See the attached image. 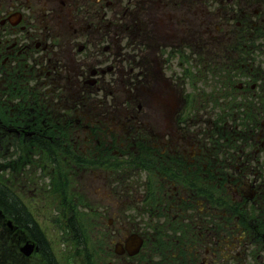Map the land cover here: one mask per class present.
<instances>
[{"label": "flooded vegetation", "instance_id": "af4514ba", "mask_svg": "<svg viewBox=\"0 0 264 264\" xmlns=\"http://www.w3.org/2000/svg\"><path fill=\"white\" fill-rule=\"evenodd\" d=\"M263 32L264 0H0V188L20 209L0 201V264H63V240L77 264H264V112L254 82L218 73L231 57L264 91L236 59ZM190 78L204 80L193 94ZM173 86L185 95L170 106ZM47 143L71 168L20 185L16 173L45 172ZM95 160L114 176L103 213L74 176ZM38 194L42 209L74 205L64 230L27 212Z\"/></svg>", "mask_w": 264, "mask_h": 264}, {"label": "rangeland", "instance_id": "374dc122", "mask_svg": "<svg viewBox=\"0 0 264 264\" xmlns=\"http://www.w3.org/2000/svg\"><path fill=\"white\" fill-rule=\"evenodd\" d=\"M154 40L155 39H153L151 41V43L154 42ZM237 58H240L242 60L241 62H248L250 64V67H252L250 70V73H253L254 75L264 74V72H262V70H264V35L257 36V37H255V39L251 38L250 40H248L246 43L245 51L243 53H238L236 56V59ZM232 63H233V65H232ZM228 66H230V67H228ZM222 71L228 72V76H234L235 77V83H237L239 81H244V80H248L249 84L251 82H254V84L257 87L254 89H251V90H254L256 94L254 96L252 95V92L249 94V96L251 98V102H252L251 108L253 109V111H257V113H259V114L264 112V109H260V105H261L260 95L263 94L264 91L260 90L258 92V90L260 88V83L257 80L242 78L240 76L243 73H246V71H247V68L244 65H242V63H240V62L236 63L233 58L228 57L227 60H224L222 62L221 67L218 68V73L220 76L222 75ZM214 74H215V72H214ZM220 76L218 78H216L215 76L212 77V76H208V74H207V77L209 78L208 80H211V81H208L209 82L208 84L214 86L213 83H217L220 80ZM190 81H191L190 89L192 91H194L197 87H200L204 82V80H200L197 78H190ZM214 87H216V86H214ZM173 90H174V93L169 95L170 106H173V104L175 103L176 94L182 95V92L179 91L178 87L173 86ZM251 90H248L247 94ZM258 93H259V97H258ZM262 102L264 104V100H262ZM175 106H176V104H175ZM85 109H86L85 113L88 114V112L90 110L87 107H85ZM116 109H117V111H119L118 108H116ZM116 109L114 107H112V109H110V111L116 110ZM112 114H114V111L112 112ZM142 114H143L144 120L147 121L150 124V126H154L157 116H151L150 113H146V114L142 113ZM115 116L118 118L119 112ZM117 118H116V120H117ZM160 126H161L160 133L161 132H167V127H166L167 121H165V127L166 128H164V127L162 128V125H160ZM46 145H47L46 155L43 157V158H45V169H46L45 172L42 174H34L33 171L30 170V171H27L24 173L23 172L16 173L18 176V180L16 182L20 183V185H22L23 183H27L26 179L30 178V181L31 180L37 181L39 187L42 186L43 183H45V187H47V185L50 181V178L52 176L54 167L57 168V166H58L62 170L66 169L67 171H69V168H71V165H67L65 163L64 164H57V162H59V159H58L57 154L55 153L56 147H54L51 143H47ZM83 166L86 167L84 170H81L78 173L75 172V174H74L75 177H78V179H75L76 182H78V184H76V186L80 187L82 185L83 188H85L87 186L94 188L96 191L93 190L91 192V194H88V193L86 194V192H84L83 196L86 199H88L87 202L89 204L95 205L98 208L99 212L103 213L104 202H106V199L108 197V191L110 188L109 185H112V181H114V176H110L111 178L106 180L105 179L106 173L110 172L109 170H107V169L106 170L105 169L100 170L97 167L98 165L92 164V163L81 164V165H79V168L81 169ZM35 170H37V169H35ZM130 171H131V169H130ZM65 174H68V173L65 172ZM7 177H8V171L2 172V173L0 172V187H1V182H4V183L7 182V180H8ZM73 178H74L73 175H69V180H72ZM132 180L133 179L131 178V181ZM71 183L75 184L73 182H71ZM118 188L126 189V184L122 180H120V186ZM128 188H129V185H128ZM71 189H72L71 186H65L64 187L66 197H69V193H70ZM1 190H3V189H1ZM34 191L42 192V190L40 188L35 187L34 189L24 191L23 196L28 197ZM54 193H55V191H53V194ZM38 196H39V194L36 196V198L34 200L27 201V206H26L27 212L28 213L31 212L32 215L36 219H38L39 221L41 219H43V220L47 219L48 220V218H55L57 220V225L59 227H61L62 230H64V228H65L64 220H66V216L69 215V213L72 210V208L74 207V205H68L64 201H62L61 205H56L52 202L51 205H46L42 209V205L40 206L39 202L34 203V201H36ZM62 199H64V198L62 197ZM120 207H121V205H120ZM28 213H25V214H28ZM76 213L79 215L78 212H75V214ZM107 216L108 215H103L102 217L105 220ZM53 221H55V220H53ZM94 223L96 225L102 224V223H98L96 221ZM114 224H115V221H114ZM112 237H113V239L115 238L114 236H112ZM112 237H111V239H112ZM106 245H107V243H106ZM66 251H67V242L65 240H63L62 245H60V252H61L62 259H63V264H77V262L74 261V259L70 260L69 258H65ZM3 259H4V256H2L0 258V263L3 261ZM103 260H104V253H102V259H100V264H103ZM6 262H7V260H6Z\"/></svg>", "mask_w": 264, "mask_h": 264}, {"label": "trees", "instance_id": "16d2710c", "mask_svg": "<svg viewBox=\"0 0 264 264\" xmlns=\"http://www.w3.org/2000/svg\"><path fill=\"white\" fill-rule=\"evenodd\" d=\"M9 199V197L3 192V190L0 189V201L3 202L5 204V206L9 207V206H14V209L17 213H20V209L17 207L18 205L16 204H9L7 203V200ZM5 208V207H4ZM13 208V207H12Z\"/></svg>", "mask_w": 264, "mask_h": 264}]
</instances>
